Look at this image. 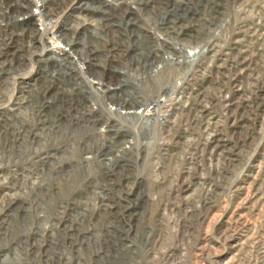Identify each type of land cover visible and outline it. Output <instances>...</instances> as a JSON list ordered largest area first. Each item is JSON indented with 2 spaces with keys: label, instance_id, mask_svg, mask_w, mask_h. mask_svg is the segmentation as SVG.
Here are the masks:
<instances>
[{
  "label": "rangeland",
  "instance_id": "374dc122",
  "mask_svg": "<svg viewBox=\"0 0 264 264\" xmlns=\"http://www.w3.org/2000/svg\"><path fill=\"white\" fill-rule=\"evenodd\" d=\"M27 3L35 38L0 35L25 38L0 49V264H264V0ZM161 27L202 32L191 60Z\"/></svg>",
  "mask_w": 264,
  "mask_h": 264
},
{
  "label": "bare ground",
  "instance_id": "6f19581e",
  "mask_svg": "<svg viewBox=\"0 0 264 264\" xmlns=\"http://www.w3.org/2000/svg\"><path fill=\"white\" fill-rule=\"evenodd\" d=\"M15 1V3L16 4H14V3H12V2H14ZM8 0V2H7V0H6V3H7V5H8V10H12V14H16V16L14 17V18H12L13 20L12 21H10L11 22V24L10 23H8L7 24V26L4 28V27H2L1 28V30H0V35H3V34H7V32H6V28L7 29H9V30H12V28H13V26H15V28H17V27H19L20 26V23H28L30 26L29 27H27V28H25V29H22V32H21V35L23 36V34H25V36H27L26 38L28 39V41H30V40H32V39H34L35 38V36H36V33H37V28H36V26L38 25V21H41L40 19L38 20V17H39V15L40 14H38V15H36L37 13H33V11L31 10V8H30V6H29V4L27 3V0H18V2L16 1V0ZM19 1H22L23 3H19ZM36 1H38V2H42V7L46 4V2L48 1V0H43V1H39V0H36ZM111 1H113V0H111ZM116 6V5H115ZM192 7V6H191ZM112 8H114L113 7V5L112 6H108V5H104V6H102V8H101V11H104V12H106V11H109L110 9H112ZM178 8V7H177ZM5 11V10H4ZM20 11V12H19ZM38 13H43V11H42V9H39V11H37ZM109 14H111V13H109ZM42 15V14H41ZM158 15H160V17H162V18H164L163 17V13H160V14H158ZM194 11L191 9L190 10V14H189V16H190V18H194ZM151 16V15H150ZM193 16V17H192ZM102 17V16H101ZM19 18V19H18ZM106 18V17H105ZM108 18V19H107ZM106 19H105V21H106V23L107 22H110L109 21V17H107ZM111 18V17H110ZM189 17L187 16V19H188ZM104 19V18H103ZM174 20V19H173ZM178 20V19H177ZM185 20V19H184ZM36 21V22H35ZM181 21V20H180ZM160 23V22H159ZM32 24H34V26L32 25ZM164 25V24H163ZM26 29L28 30V32H26ZM161 29L163 30V37H162V40H163V43H162V45H163V47L162 48H168L169 50L171 49L173 52H174V54L171 56V59L170 60H168V61H166V62H169V63H172V64H174V65H176V67L178 66V64H177V60L179 59V57H183V59L185 60V62H187V61H189V60H191V59H189V57L188 56H186L185 55V57L182 55V54H184V53H181L182 51H184V49L182 50H178V47H177V45L179 44V43H181V42H183L182 44H183V47L184 46H186V45H188L190 42H192L193 41V39H194V37H195V35H200L202 32L199 30V31H197V33L194 35V34H192V31H190V30H188V34L189 35H191V36H193V38H191V39H189L188 37H187V34H186V37H187V39H178L177 37H174V36H171V35H169V34H167L164 30L165 29H163V27H161ZM180 31V30H179ZM62 32V31H61ZM18 33H20V32H18ZM59 33H60V31H59ZM63 33V32H62ZM180 33V32H179ZM63 34H65V32L63 33ZM181 35V34H180ZM57 37H59V36H57ZM51 38V37H50ZM54 38L55 37H52L51 39H53V42H50L49 41V45H48V47L50 48V49H55V48H53V45L54 44H56V43H58V44H60L61 42H62V40L63 41H66L68 44H67V46L69 47L70 46V44L72 45V44H74L75 42V39H69L67 36H65V38H63L62 36L59 38V39H55L54 40ZM22 39H25L24 37H18V36H12V38L9 40V39H5L4 38V40H6V43L5 44H2V45H0V49L2 50V52H1V54L3 53V52H5L4 54H6V55H8L9 54V51H10V47H12V46H10V45H12V44H17L18 42H20V41H24V40H22ZM15 42V43H14ZM50 43H52V44H50ZM79 43V42H78ZM67 46H65V44L62 46V47H60V50H61V52H57L58 53V57H63V54L64 53H66V52H68V47ZM6 49V50H5ZM5 50V51H4ZM169 52H171V51H169ZM68 53H70V55L72 54V51H69ZM182 55V56H181ZM175 56V57H174ZM57 59V58H56ZM62 59V58H61ZM61 59H57V60H61ZM77 61H79V60H77ZM58 63V62H57ZM83 63V62H82ZM19 67H17V69H18ZM19 70V69H18ZM175 72V71H174ZM174 72H172L171 74H168V75H173L174 74ZM11 73H13V72H11ZM8 75H10V74H8ZM107 76L108 77H113V75H111L110 73H107ZM101 81V80H100ZM28 81H26L25 83L22 81L21 83L22 84H24V86H23V91H25V88L27 87V85H26V83H27ZM97 84H99V82L97 83ZM102 85V84H101ZM121 84H117V87H116V90H114V91H111V92H109L108 94L109 95H112V96H120V95H123V94H121V93H119V92H122L123 90L121 89ZM124 87V86H123ZM102 90H103V88H102ZM118 91V92H117ZM127 92H128V90H126ZM123 92H125V90L123 91ZM151 92V91H150ZM201 92V91H200ZM200 92H198V93H200ZM118 93H119V95H118ZM127 96H129V94H126ZM23 96H24V93H22V94H20V97H21V99H22V101L23 100H25L24 98H23ZM121 98H122V100H119V104L120 105H122V106H125L126 104H129V103H131V102H128V100L125 98V97H123V96H121ZM202 101V100H201ZM127 102V103H126ZM134 103H136L137 104V106H135V105H133V107H132V111H130V112H132V114L133 113H135V114H138L140 117H144L146 120H150V121H152V120H155V117H156V115H157V108L156 107H149V106H147V105H145V104H143L142 102H140V101H136V102H134ZM113 109V108H112ZM111 113H114L113 111H111ZM131 114V113H130ZM223 145V144H222ZM51 236H52V239L50 240V243L49 244H46V245H44L43 247H46L47 249H46V252L48 251V248H50L51 247V245L53 246L54 245V239H55V235H54V232H52L51 233ZM38 249H41V247L40 248H37L36 249V251L38 250ZM49 258H51V255L49 256Z\"/></svg>",
  "mask_w": 264,
  "mask_h": 264
},
{
  "label": "built area",
  "instance_id": "2783aa9c",
  "mask_svg": "<svg viewBox=\"0 0 264 264\" xmlns=\"http://www.w3.org/2000/svg\"><path fill=\"white\" fill-rule=\"evenodd\" d=\"M153 106L157 108V115H158V106H159V105H158L157 103H155L154 105H152V107H153ZM149 107H151V106H149ZM155 118H156V117H155Z\"/></svg>",
  "mask_w": 264,
  "mask_h": 264
}]
</instances>
